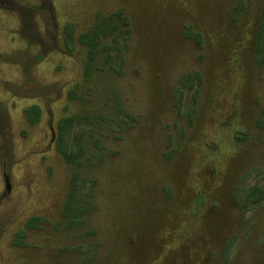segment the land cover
<instances>
[{
	"label": "rangeland",
	"instance_id": "1",
	"mask_svg": "<svg viewBox=\"0 0 264 264\" xmlns=\"http://www.w3.org/2000/svg\"><path fill=\"white\" fill-rule=\"evenodd\" d=\"M0 264H264V0H0Z\"/></svg>",
	"mask_w": 264,
	"mask_h": 264
},
{
	"label": "trees",
	"instance_id": "2",
	"mask_svg": "<svg viewBox=\"0 0 264 264\" xmlns=\"http://www.w3.org/2000/svg\"><path fill=\"white\" fill-rule=\"evenodd\" d=\"M68 35H70V31H69V34ZM70 40V39H69ZM69 40H67V47H68V49H71V40L69 41ZM69 41V42H68ZM34 111V113L37 115L36 116V118H35V122H37L38 121V112H37V108H35V110H33Z\"/></svg>",
	"mask_w": 264,
	"mask_h": 264
}]
</instances>
